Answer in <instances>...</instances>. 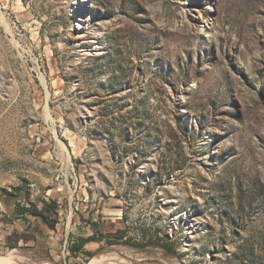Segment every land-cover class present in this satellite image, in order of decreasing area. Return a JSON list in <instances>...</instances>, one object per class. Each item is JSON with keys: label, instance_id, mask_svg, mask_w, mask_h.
<instances>
[{"label": "rangeland", "instance_id": "obj_1", "mask_svg": "<svg viewBox=\"0 0 264 264\" xmlns=\"http://www.w3.org/2000/svg\"><path fill=\"white\" fill-rule=\"evenodd\" d=\"M0 193L3 264H264V0H0Z\"/></svg>", "mask_w": 264, "mask_h": 264}, {"label": "trees", "instance_id": "obj_2", "mask_svg": "<svg viewBox=\"0 0 264 264\" xmlns=\"http://www.w3.org/2000/svg\"><path fill=\"white\" fill-rule=\"evenodd\" d=\"M2 191L4 192V194H6V196H9V197H12V198H15V199L19 200L16 203V210H17V213L19 215L30 214V215H32L34 217H40L45 222L50 224L52 229L55 228V225H56L57 221L54 220V219H51V213L57 211L58 204H57L56 201L43 200L42 206H39L35 201H33L31 199V197L29 195H26L25 199L28 202V206H26V207L23 206L22 207L21 206V199L19 198L22 195V188L21 187H15L12 191H8L7 189L2 188ZM0 194L2 195V193H0ZM143 236L146 237L144 235V233H143ZM112 237L113 238H109L108 239V244H116V243H119V242H124L125 244L134 245L135 246V243H133L132 237L129 236V229L128 230L127 229H118L113 234ZM91 238H93V237H91ZM159 238H162L163 240L170 242V238H169V236L167 234H164L163 237H159ZM88 241H89L88 238L79 237V239L77 241H74L72 243V245H70V247H71V249L74 252H78L79 250H81L84 247V245ZM171 250L175 252V247L172 248Z\"/></svg>", "mask_w": 264, "mask_h": 264}, {"label": "water", "instance_id": "obj_3", "mask_svg": "<svg viewBox=\"0 0 264 264\" xmlns=\"http://www.w3.org/2000/svg\"><path fill=\"white\" fill-rule=\"evenodd\" d=\"M134 263L132 264H149L148 261H141V260H132ZM160 264H163V263H160Z\"/></svg>", "mask_w": 264, "mask_h": 264}, {"label": "bare ground", "instance_id": "obj_4", "mask_svg": "<svg viewBox=\"0 0 264 264\" xmlns=\"http://www.w3.org/2000/svg\"><path fill=\"white\" fill-rule=\"evenodd\" d=\"M4 260L5 259H3V258L0 257V264H3Z\"/></svg>", "mask_w": 264, "mask_h": 264}]
</instances>
